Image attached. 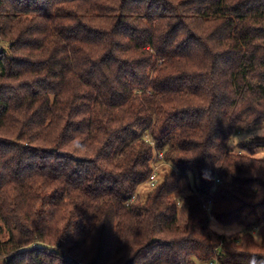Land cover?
I'll return each instance as SVG.
<instances>
[{"label": "trees", "instance_id": "trees-1", "mask_svg": "<svg viewBox=\"0 0 264 264\" xmlns=\"http://www.w3.org/2000/svg\"><path fill=\"white\" fill-rule=\"evenodd\" d=\"M0 38V264H264V0H0Z\"/></svg>", "mask_w": 264, "mask_h": 264}, {"label": "rangeland", "instance_id": "rangeland-1", "mask_svg": "<svg viewBox=\"0 0 264 264\" xmlns=\"http://www.w3.org/2000/svg\"><path fill=\"white\" fill-rule=\"evenodd\" d=\"M6 51L9 53V43L6 40H3L0 38V51ZM264 136V124L258 125L254 128L249 129V131L243 132V133H234L233 137L231 138L230 144H231V149L233 151H238V145H246V144H251L249 141L252 138L255 137H261ZM250 150L252 151V154L256 158L264 159V148L261 147H253L249 146ZM156 156L153 158V164L152 166L156 163ZM157 167L162 168L161 164H158ZM169 170V169H168ZM172 170V169H171ZM170 171V170H169ZM163 174L165 175V169L163 167ZM151 187L147 183H143L140 185L137 189L139 191L138 193H141L142 190H144V193L148 190H150ZM252 218H244V224L243 225H230V226H225L217 223L215 220L211 219L209 227L211 230L215 231L216 233L223 234L225 236H230L234 234H240L245 231L246 224L251 221ZM251 232L255 234V240L259 241V237L256 233V229H252Z\"/></svg>", "mask_w": 264, "mask_h": 264}, {"label": "built area", "instance_id": "built-area-1", "mask_svg": "<svg viewBox=\"0 0 264 264\" xmlns=\"http://www.w3.org/2000/svg\"><path fill=\"white\" fill-rule=\"evenodd\" d=\"M156 157V163L152 166V171L146 181V183L152 188L154 187L156 184L159 183L160 178L164 177L163 174V167L166 171V168H169L168 165L163 161V156L162 153H158ZM158 164L162 165V168L157 167ZM170 169V168H169ZM207 211H210V208H207ZM207 264H220L218 263L216 260L210 261Z\"/></svg>", "mask_w": 264, "mask_h": 264}, {"label": "crops", "instance_id": "crops-1", "mask_svg": "<svg viewBox=\"0 0 264 264\" xmlns=\"http://www.w3.org/2000/svg\"><path fill=\"white\" fill-rule=\"evenodd\" d=\"M139 191H137V193H138ZM148 192V191H147ZM138 194H140V195H146V191H145V193H144V190H142L141 191V193H138Z\"/></svg>", "mask_w": 264, "mask_h": 264}]
</instances>
